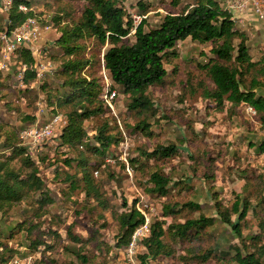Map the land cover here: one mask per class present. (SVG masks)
Segmentation results:
<instances>
[{
	"label": "rangeland",
	"instance_id": "1",
	"mask_svg": "<svg viewBox=\"0 0 264 264\" xmlns=\"http://www.w3.org/2000/svg\"><path fill=\"white\" fill-rule=\"evenodd\" d=\"M143 1L149 3V10L144 16L146 28L156 26L171 7L169 0ZM218 1L223 5V0ZM136 2L124 0L122 6L138 22ZM84 3L85 0H31L27 6V12H32L31 17H35L41 27L51 25L43 29L37 43L39 49L46 47L47 54L40 56V61L45 67L50 63L51 70L40 73L42 76L38 83L31 82L26 87L19 79L18 69L24 62L19 52L5 68L0 67V136H15L17 145L28 148L51 199L39 203L41 195L27 191L20 200L0 208V242L3 244L0 258L7 260L0 261V264H131L127 251L114 245L118 232L116 215L133 200L148 220L152 217L163 219L162 205L165 203L188 200L200 203L199 209H180L175 216L164 218L163 241L173 252L161 259L151 260L150 264H237L232 259L235 236L218 219L204 231L191 232L183 239L173 237L168 230L171 223L197 218L199 214L213 215L212 194L223 205L230 206L241 191L257 197V200L251 198L256 215L250 209L247 223H242L248 245L251 242L249 237L261 232L258 222H264V154H256V148L251 147V143H258L264 136V129L256 113L247 114L245 107V114L242 108H238L230 115L224 110L226 105L222 109L217 108L212 99L204 97V89L211 83L200 65L212 56L210 43L189 39L177 43L178 57L166 65L168 74L165 81L147 90L158 110L155 115L150 110L139 115L127 109L129 95L122 93L117 86L112 87L109 75L103 70L102 55L107 44L79 41L85 47L78 55L89 60L82 69V75L100 81L103 86L101 97L106 86L117 91L112 107L103 100L105 112L84 120L86 135L76 146L61 145L58 133L38 146L31 145L19 135L20 129L25 126L46 122L55 112L65 116L73 107L71 104H56V96L66 88L62 86L64 77L59 74L63 54L53 42L60 36V28L64 24L81 15ZM0 6L2 32L8 28L9 21L7 11ZM234 15L247 20L245 24L236 22V26L245 31L246 44L253 60L260 61V65L256 66L262 68V73L257 74L261 81L258 89L264 92V27L250 10L235 12ZM133 39V35L127 37L128 42ZM251 75L245 76L247 84ZM40 82H45L44 86L41 87ZM141 119L149 122L150 131L136 129L135 124ZM104 121L109 122L108 133L116 135L120 141L112 144L104 155H99L93 150L95 143L92 136L96 127ZM182 143L187 145L192 157L181 149L171 158L146 161L144 167L130 163L139 148L149 150L157 144H176L183 148ZM11 153L12 147L1 151L0 160L7 159L8 165L23 176L29 168L22 155L10 159ZM81 158L92 170V179L100 189L101 200L85 197L81 187L83 183L79 178L77 180V176H81L77 161ZM66 159L70 162L66 163ZM154 169H161L171 179L167 196H157L146 190L148 171ZM205 173L209 176L204 179L202 176ZM66 175H72L78 187L71 189ZM123 200L127 201V207L122 205ZM71 236L81 238L82 242L73 241ZM262 237L264 240V234ZM36 240L42 243L36 248L28 247V243ZM212 248L217 250H212L209 259L194 258ZM78 250L85 254L86 262L76 258ZM143 251L142 246L137 244L133 258L136 259L135 254L139 256Z\"/></svg>",
	"mask_w": 264,
	"mask_h": 264
},
{
	"label": "trees",
	"instance_id": "2",
	"mask_svg": "<svg viewBox=\"0 0 264 264\" xmlns=\"http://www.w3.org/2000/svg\"><path fill=\"white\" fill-rule=\"evenodd\" d=\"M30 1L13 0L11 8L7 12L9 30L21 24L27 17L33 16L32 12L24 13L18 8L20 4L29 7ZM123 1L85 0L81 15L76 20L71 19L70 23L64 24L65 26L60 28V36L53 42L59 52L63 54L59 64V74L64 77L62 86L66 88L62 94L56 96V104L58 106L67 104L73 106L65 114L66 124L58 135L61 145L76 146V144L82 143L86 135L83 128L84 120L105 112V105L101 97L103 86L100 81L82 75V69L89 63V60L78 55L79 51L85 47L79 41L85 40H91L93 44L97 45L107 44L101 64L110 77L111 86H117L122 93L129 95L127 109L135 111L139 115L149 110L155 115L158 110V107L147 95V90L149 87L161 85L165 81L168 74L166 65L178 57L177 43L186 39L198 43H210L212 56L206 63L200 65L211 83L210 87L204 89V97L212 99L217 108L222 109L226 105L224 110H227L230 115L235 110L238 111V108H242L245 114L243 107L252 106L264 129V92H259L261 81L257 75L262 73V68L256 67L260 65V61H255L251 57L246 44L245 31L236 26L230 13L223 8L220 1L169 0L170 10L162 15L156 26L149 28H146L147 20L144 17L149 10V3L137 0L136 11L141 19L135 22L122 6ZM129 35H133L134 38L131 42L127 41ZM42 48L45 51L46 47ZM16 51L23 55L22 59L28 65L23 76L24 85L29 87L31 82L38 83L40 80L36 76L37 57L34 50L23 44ZM248 74L251 75V78L247 84L245 76ZM44 84L45 82H40L41 87ZM51 109L52 111L56 110L55 108ZM56 114L59 113L55 112L51 116ZM135 125L136 129L150 131V124L145 119L139 120ZM109 128L110 125L107 121L96 127L92 136L95 143L93 150L96 154L104 155L112 144L120 141L116 135L108 133ZM20 132L21 129L19 135ZM14 137L2 138L0 136V152L12 147L9 158L22 155L23 162L29 170L22 176L21 173L8 165L7 159L0 160V208L6 203L20 200L27 191L40 194L39 203L51 200L45 189V184L39 176L36 160L31 158L28 148L17 145L18 142H15ZM181 145L183 148L176 144H157L149 150L139 148L137 156L131 158L130 163L133 166L137 163L144 167L146 161L171 158L181 149L192 157L187 145L184 143ZM251 145L252 148H256V154H264V136L258 143H251ZM248 146L250 147L249 143ZM64 161L69 163L70 159ZM77 167L81 173V176H77V180L79 178L83 183L81 187L85 197L100 199V189L93 182L92 170L86 160L79 159ZM208 176L205 173L202 178L205 179ZM65 179L69 181L71 189L78 187V182L72 175H66ZM147 181L146 190L149 193L163 197L169 194L171 179L161 169L148 171ZM176 183L174 182V184ZM243 192L236 195L230 206L223 205L212 194L213 215L199 214L197 218L191 217L186 218L183 222L171 223L168 225L169 232L173 237L183 239L191 232L195 234L204 231L205 228L213 224L215 219H218L235 236L236 247L232 259L237 264H264V240L262 237L264 222L262 220L258 222L257 226L261 232L249 237L250 245L246 243L242 231L243 224L247 223L248 211L253 209V213L256 215V207L251 205V198L257 200V197H252L249 193L243 194ZM101 203L104 204L103 201ZM122 205L127 207V201L123 200ZM105 207L107 208L106 205ZM186 208L199 209L200 203L192 200L182 203H165L162 205L163 219L155 217L149 219L147 233L136 241L144 249L139 256L135 254L136 259L134 260H137V264H150L151 260L161 259L172 254V249L163 241L166 222L164 218L175 216L180 209ZM116 219L118 232L114 246L122 247L126 251L133 232L145 222V216L136 207V200H133L123 212L116 215ZM71 239L75 242H82V239L76 236H71ZM41 243V240H36L27 245L30 248H36ZM1 246L3 244L0 242ZM212 250H217V248L208 249L194 258L209 259ZM75 256L82 262L87 261L81 250H78ZM0 261L6 262L7 260L0 258Z\"/></svg>",
	"mask_w": 264,
	"mask_h": 264
},
{
	"label": "built area",
	"instance_id": "3",
	"mask_svg": "<svg viewBox=\"0 0 264 264\" xmlns=\"http://www.w3.org/2000/svg\"><path fill=\"white\" fill-rule=\"evenodd\" d=\"M13 0H0V3L4 9L7 11L11 8ZM223 8L230 13V17L235 23L245 24L247 20L243 18H237L234 14L243 13L246 10H250L257 18L258 22L264 27V0H223ZM19 10L26 13L28 11V7L26 5L20 4L18 6ZM140 20L141 17L138 16ZM138 20V21H139ZM9 21V20H8ZM135 21V20H134ZM136 22V21H135ZM51 25H46L41 27L35 17H27L21 24L11 28L10 30L6 28L5 31L0 32V53L2 56V62L0 63V67H6V64L13 58L16 57L17 48L19 46L26 44L30 48H32L36 54V76L39 80H41V74L43 71L51 70V64L48 63V66H42L40 61V56H46L47 52L39 49L37 43L41 37V32L43 29L50 28ZM28 69V65L25 62L20 63L18 69V77L23 81V76L25 71ZM103 70L105 72L104 66ZM105 93L102 96V99L108 103L110 107H112L111 102L116 97L117 91L112 89L109 86H106L104 91ZM245 111L251 114H255L256 111L252 106L246 105ZM66 124V118L61 114H56L51 116L46 122L35 123L29 126H25L21 132L20 136L22 139H25L31 145H41L47 140L54 137L57 133L59 134L61 128ZM148 223L149 220L145 217V222L137 227L133 232L131 241L127 246V255L129 256V262L131 264H135V260L133 258V254L135 249L137 248V239L140 236H143L148 231Z\"/></svg>",
	"mask_w": 264,
	"mask_h": 264
},
{
	"label": "crops",
	"instance_id": "4",
	"mask_svg": "<svg viewBox=\"0 0 264 264\" xmlns=\"http://www.w3.org/2000/svg\"><path fill=\"white\" fill-rule=\"evenodd\" d=\"M260 27V26H259Z\"/></svg>",
	"mask_w": 264,
	"mask_h": 264
}]
</instances>
